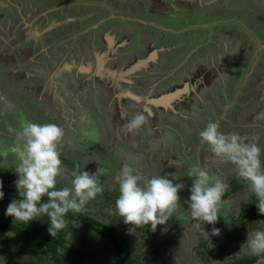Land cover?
<instances>
[{"label": "rangeland", "instance_id": "obj_1", "mask_svg": "<svg viewBox=\"0 0 264 264\" xmlns=\"http://www.w3.org/2000/svg\"><path fill=\"white\" fill-rule=\"evenodd\" d=\"M141 111L152 114L150 124L126 133ZM21 114L64 129L68 172L101 169L103 192L80 214L125 235L135 264H228L252 255L243 248L247 234L264 221L238 233L236 219L253 194L199 132L218 122L222 132L255 140L264 163V0H0V152L8 151L0 182L13 186L19 177L7 127L19 129ZM122 151L142 179L176 174L173 183L184 185L180 207L155 231L133 233L113 214ZM194 164L228 185L217 222L199 229L185 203ZM65 186L58 180L57 189ZM11 202L0 199L1 216ZM67 226L85 241L86 264H119L108 240L78 221ZM0 264L51 263L18 253L11 241L0 246Z\"/></svg>", "mask_w": 264, "mask_h": 264}, {"label": "clouds", "instance_id": "obj_2", "mask_svg": "<svg viewBox=\"0 0 264 264\" xmlns=\"http://www.w3.org/2000/svg\"><path fill=\"white\" fill-rule=\"evenodd\" d=\"M151 117V113L143 111L132 115L124 125V131L129 134L140 132L150 124ZM7 132L14 136L10 152L17 160L14 171L19 178L15 186L20 199L9 203L6 215L13 217L15 223H28L37 217L47 216L49 234L55 237L67 227L65 217L70 211L83 213L87 204L103 192L98 179L101 169L95 174L78 170L68 172L61 160L65 131L55 123L32 122L21 114L19 129L9 125ZM199 138L218 163L233 166L237 178L245 181L247 191L256 197L259 213L264 215V163L259 144L235 132H222L220 124L212 121L199 132ZM0 155L7 156L8 151L0 152ZM120 155L124 163L114 176L119 195L113 214L123 218L124 224L131 225L129 230L132 232L149 225L155 231L158 225L166 224L180 207L178 192L184 185L173 183L176 174L142 179L136 160L123 151ZM187 176L194 178L189 189L190 197L185 201L189 205L192 227L199 229L204 222L214 225L221 213L222 198L228 185L220 176L210 175L208 168L198 164L190 167ZM60 179L70 186L57 189ZM3 196V191H0V199ZM44 196H47V202H41ZM212 234H219V230L214 228ZM243 248L262 257L258 264H264V227L251 229Z\"/></svg>", "mask_w": 264, "mask_h": 264}, {"label": "trees", "instance_id": "obj_3", "mask_svg": "<svg viewBox=\"0 0 264 264\" xmlns=\"http://www.w3.org/2000/svg\"><path fill=\"white\" fill-rule=\"evenodd\" d=\"M164 102V100H162ZM215 159V158H214ZM0 180L4 178L3 172L0 170ZM232 185L238 188L237 184L233 182ZM3 198L8 201L19 200L20 196L16 186L2 183ZM47 196L42 198L41 202H47ZM115 201L114 197H111ZM115 207V206H114ZM78 221L84 225L91 232L108 240L114 250L115 257L119 264H135V257L132 252V247L129 239L122 235L115 227L108 226L101 222H91L88 218L83 217L80 213L69 212L65 217ZM264 221V215L259 213L256 206V197L253 195L248 205L242 208L236 219V223L243 226L238 228V233L244 227H250L255 222ZM120 225L123 218H120ZM124 224V222H123ZM50 221L47 218L45 222L41 219H33L28 223L14 222V218L10 216L0 215V246H8L9 243L14 242L18 253L30 255L31 258L40 259L44 257L49 260L51 264H86L89 258V251L85 246L84 240H77L76 235L67 226L60 230L55 237L49 234ZM131 228L132 226L129 225ZM150 225L143 228H136L133 232L140 231L144 234L150 231ZM158 235V234H157ZM155 235V236H157ZM11 236L10 239L8 237ZM262 257L251 255L249 257L228 263V264H256Z\"/></svg>", "mask_w": 264, "mask_h": 264}, {"label": "flooded vegetation", "instance_id": "obj_4", "mask_svg": "<svg viewBox=\"0 0 264 264\" xmlns=\"http://www.w3.org/2000/svg\"><path fill=\"white\" fill-rule=\"evenodd\" d=\"M127 96L133 100V98H132V96H131V95H129V94H128Z\"/></svg>", "mask_w": 264, "mask_h": 264}, {"label": "bare ground", "instance_id": "obj_5", "mask_svg": "<svg viewBox=\"0 0 264 264\" xmlns=\"http://www.w3.org/2000/svg\"><path fill=\"white\" fill-rule=\"evenodd\" d=\"M167 100H169V99H165V101H167Z\"/></svg>", "mask_w": 264, "mask_h": 264}, {"label": "crops", "instance_id": "obj_6", "mask_svg": "<svg viewBox=\"0 0 264 264\" xmlns=\"http://www.w3.org/2000/svg\"><path fill=\"white\" fill-rule=\"evenodd\" d=\"M122 81V80H121ZM165 101V100H164Z\"/></svg>", "mask_w": 264, "mask_h": 264}]
</instances>
